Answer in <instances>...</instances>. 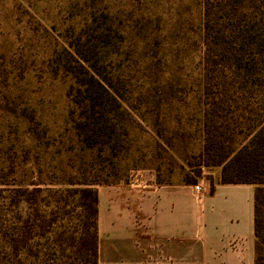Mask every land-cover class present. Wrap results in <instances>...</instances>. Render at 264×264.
<instances>
[{"label": "rangeland", "instance_id": "obj_1", "mask_svg": "<svg viewBox=\"0 0 264 264\" xmlns=\"http://www.w3.org/2000/svg\"><path fill=\"white\" fill-rule=\"evenodd\" d=\"M200 17L199 0H0V173L35 128L48 142L36 150L46 183L63 172L95 187L219 182L221 166H202L199 112L186 97L199 76ZM109 26L119 48L102 59L132 108L131 131L122 149L82 150L67 120L71 80L55 62L77 38L100 43L94 28Z\"/></svg>", "mask_w": 264, "mask_h": 264}, {"label": "trees", "instance_id": "obj_2", "mask_svg": "<svg viewBox=\"0 0 264 264\" xmlns=\"http://www.w3.org/2000/svg\"><path fill=\"white\" fill-rule=\"evenodd\" d=\"M199 6V76L186 97L199 112L202 166H221L217 183L254 185V264H264V0ZM94 29L100 43L77 38L55 64L71 80L67 120L77 144L115 151L133 111L102 59L119 48L112 28ZM35 132L26 129L0 173V264H98L97 181L63 172L44 182L48 161L36 150L48 142Z\"/></svg>", "mask_w": 264, "mask_h": 264}, {"label": "crops", "instance_id": "obj_3", "mask_svg": "<svg viewBox=\"0 0 264 264\" xmlns=\"http://www.w3.org/2000/svg\"><path fill=\"white\" fill-rule=\"evenodd\" d=\"M98 264H254V185H98Z\"/></svg>", "mask_w": 264, "mask_h": 264}, {"label": "built area", "instance_id": "obj_4", "mask_svg": "<svg viewBox=\"0 0 264 264\" xmlns=\"http://www.w3.org/2000/svg\"><path fill=\"white\" fill-rule=\"evenodd\" d=\"M194 190L198 193L202 192L203 186L200 184H194Z\"/></svg>", "mask_w": 264, "mask_h": 264}]
</instances>
